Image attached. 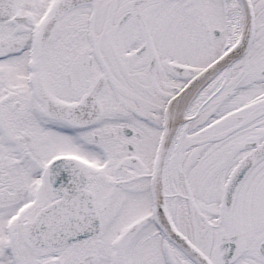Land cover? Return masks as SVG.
<instances>
[{
    "label": "snow or ice",
    "instance_id": "obj_1",
    "mask_svg": "<svg viewBox=\"0 0 264 264\" xmlns=\"http://www.w3.org/2000/svg\"><path fill=\"white\" fill-rule=\"evenodd\" d=\"M0 264H264V0H0Z\"/></svg>",
    "mask_w": 264,
    "mask_h": 264
}]
</instances>
